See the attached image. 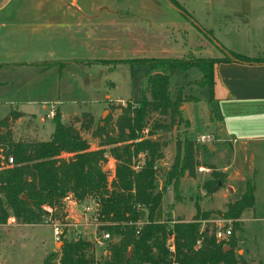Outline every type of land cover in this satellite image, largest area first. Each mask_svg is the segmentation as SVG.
<instances>
[{
	"label": "trees",
	"instance_id": "trees-1",
	"mask_svg": "<svg viewBox=\"0 0 264 264\" xmlns=\"http://www.w3.org/2000/svg\"><path fill=\"white\" fill-rule=\"evenodd\" d=\"M169 1L178 5L175 0ZM228 62L253 64L263 63L264 59L224 51L220 59L135 58L113 62L131 68L146 67L140 102L117 106L120 114L113 125L112 117L108 116L96 128L90 113L74 116L64 124L56 110L52 118L54 130L48 141L14 140L12 127L22 114L10 112L0 120V155L13 158V166L4 169L0 159V225L6 224L10 217L25 225H36L42 220V206L56 207L59 214L63 198L71 195L77 201L93 199L97 203L95 217L102 223L101 230L116 237L117 242L109 244L106 258L96 260L93 245L87 240L63 239L59 253H52L43 264H250L230 245L234 236L227 243L217 241L214 231L202 228V223L214 214L235 222L244 211L254 210L252 182H247L246 191L228 203L224 212H201L196 206V214L189 222L162 218L167 189L171 187L179 200L181 179L186 171L194 176L197 165L190 156L187 138L190 124L181 110L185 103L197 99L184 96L183 87H177L172 98L171 75L174 71L186 74L197 69L201 73L197 85L208 87L211 103L214 67ZM153 113L164 120L149 124L148 117ZM181 126L185 128L184 140L176 139L175 158L163 171L160 187L157 163L163 159L167 145L162 135ZM84 135L99 140L98 148L91 149ZM140 156L144 158L142 164ZM110 159L115 162L113 172L108 165ZM211 169L212 178L204 183L208 193L212 187H223L226 181L223 173ZM171 238L172 254L167 248ZM225 246L230 248L225 250ZM129 252L131 257L127 258Z\"/></svg>",
	"mask_w": 264,
	"mask_h": 264
},
{
	"label": "rangeland",
	"instance_id": "rangeland-1",
	"mask_svg": "<svg viewBox=\"0 0 264 264\" xmlns=\"http://www.w3.org/2000/svg\"><path fill=\"white\" fill-rule=\"evenodd\" d=\"M175 1L178 5H173L169 0H0V18H86L87 38L81 43L79 52L76 53L77 56L61 52L67 47V43L64 41L66 36L62 32L57 34L60 37L59 41H49L51 45L46 44L47 37L39 41L35 39V43L29 50V56L47 62L72 57L88 59L98 57L110 62H118L144 57V52L147 53L144 50L146 47L149 48L148 52L151 56L171 59H203L208 58L206 53L208 50L204 52L202 48L206 46L209 33L201 28L197 30L191 21L192 18H200L202 21L206 18H212L213 21V18H257L264 21V0ZM14 37L17 38L18 42L24 41L22 35ZM51 38L56 40L53 36ZM258 40L264 42L262 38H258ZM14 46L16 45L12 42L6 45L9 48H14ZM23 46L25 45H21V52ZM243 48L247 51L246 53H251L248 48ZM152 58L160 59L157 57ZM114 65L112 63L111 66ZM115 67L114 71H108L107 66L90 68V71H96L98 74L94 86L99 91L98 96L104 98L107 93L111 100H115L106 101L99 111V108L95 107V111H98V113L95 117L94 128L108 116L112 117V126L120 114L117 106L126 105L127 102L134 104L140 102V98L134 97L140 96V87L145 79L144 72L146 68L138 67L135 71H132L127 64H116ZM196 72L197 74L200 73L197 69L189 72L190 77L188 79H195ZM176 73L178 75H173L170 78L172 98H174L176 87H179L185 81L180 72L176 71ZM57 76L56 71L55 91L48 93L49 97L55 96L57 88L64 89L63 83L60 85L57 82ZM50 79L49 75V81L52 83ZM69 82L74 83L71 82V78H69ZM108 82H113L115 87L109 88L106 84ZM198 82L197 79L195 82L188 83V85L197 84ZM93 92L90 91L88 95L92 98H98ZM183 94L191 96L184 88ZM192 94L204 99V97H208V90L199 87ZM73 97L78 96H71L69 99ZM87 100V102L90 101ZM203 102L202 100L201 104L192 105L193 110L191 109V113L193 116L191 117L194 120V131L191 136L193 139L201 136L206 131L199 120V116H202L200 112ZM51 105L48 104V109H51ZM88 105L87 108H83L81 111H88ZM104 112L107 113L103 118ZM156 120H164V118L154 113L148 117L149 124ZM26 122L28 121H25L27 125ZM47 125L50 128L51 122L49 119ZM184 129V126H181L178 130L174 129L172 132L162 135L167 145L163 149V159L157 163L158 186L160 187L164 177L163 171L167 170L174 161L176 139H180L182 142L184 140ZM16 130L14 140L19 139L20 130ZM84 138L89 142L91 149L98 148L99 140L93 139L89 135H84ZM20 139L30 140L22 137ZM188 140L192 162H197L194 167V176H189L186 171L187 179L181 187L183 191L180 192L181 197L179 200H176L171 187L167 189L162 203L163 220L170 218L173 221L180 219L189 222L196 214V206L199 207L201 212L226 211L227 203H223L222 198L216 197L219 189L212 187L211 192L208 193L204 188V183L212 178V169L210 168L209 172L206 170L203 173H200L199 170L200 164L207 168L211 163L210 153L212 149L205 146L200 148L195 141L190 140V138ZM210 144H214V142ZM138 160L139 164H142L144 161L143 156H140ZM108 165L113 172L115 162L110 159ZM214 169L216 168L214 167ZM257 186L255 213L253 210L244 211L240 219L235 222L222 220L214 214L209 221L202 223V228L208 227L210 231L214 232L217 228L230 229L232 232L230 237L223 242L227 243L231 236H234L233 243L230 245L239 257L250 264H264V179ZM225 188H227L226 185L221 187L223 193L226 194L228 203L234 202L238 196L232 188H230L231 191H225ZM178 202H181V204L178 206L177 211L181 215L173 216L171 212L173 205ZM192 211L195 212L194 215L189 216ZM71 215L79 222L77 230L81 232V237H84L91 244L95 242V239L101 238L103 230L100 226L102 223L95 215L81 216L78 209H75ZM74 233L75 228L70 227L69 231H66L65 240H74L76 238ZM114 242H117V238L110 236L106 244V255L103 254V251L96 250L92 244V253L95 259L102 260L106 258L108 256V246ZM61 244L62 242H54L51 230L43 220L36 225H25L15 219V222L0 225V264H43L44 260L52 253H59ZM229 248V246H225V250Z\"/></svg>",
	"mask_w": 264,
	"mask_h": 264
},
{
	"label": "crops",
	"instance_id": "crops-1",
	"mask_svg": "<svg viewBox=\"0 0 264 264\" xmlns=\"http://www.w3.org/2000/svg\"><path fill=\"white\" fill-rule=\"evenodd\" d=\"M213 19L214 21L212 18H206L203 21L200 18L191 20L197 30L201 28L209 33L206 46L202 48L204 52L208 50L206 52L208 58L220 59L224 57V51H231L244 56L248 55L247 57L250 58L264 59L262 56L264 55V42L258 40V38L264 39V21L257 18ZM86 24V18H0V120L12 111L22 114V117L17 119L12 127L13 139L16 129H19L21 135L19 134L17 140L39 142L50 140L54 125L52 119L47 117L50 111L48 104H52L51 107L54 106L60 113L62 122L68 124L72 117L82 113H90L95 118L106 101H115L111 100L107 93L104 98L98 96L99 91L94 88L98 74L96 71H90L92 67L103 66H107L108 71H114L116 67L111 66L113 62L98 57L91 59L72 57L47 62L29 56V50L35 43V39L39 41L47 37L46 44L51 45L50 40L59 41L58 32L66 36L64 41L67 47L61 52L77 56L76 53L79 52L81 43L87 38ZM16 35L24 36V41L18 42L14 37ZM51 36L56 40H52ZM9 42L15 43L16 46L6 47ZM19 43L25 45L22 47V52ZM242 46L248 48L251 53H246L247 51ZM144 50L147 53L144 52L142 58H163L151 56L148 47ZM138 67L143 66L130 68L135 71ZM193 70L196 69H191L189 72ZM56 71L57 82L60 85L63 83L64 89L57 88L55 96L49 97L48 93L55 91ZM189 72L181 73L185 81L179 86L197 99L196 102H187L182 107L183 118L190 124L187 137L192 141L198 138L193 139L191 136L194 131L191 109L193 110L192 105H199L203 100L200 112L202 116H199V120L206 131L202 135H210L214 138V144L202 145L195 142L200 148L205 146L212 149L210 153L212 161L207 168L200 164V173L206 170L209 172L211 167H215L216 171L226 176L225 191H230L232 188L236 196L246 191L247 182H252L256 199L257 184L264 179V62L216 64L211 103L208 87H202L208 90V97L204 99L192 94L200 86L188 85V83L195 82L197 79L200 81L201 74L196 72L195 79L192 80L188 79ZM145 74L146 71L144 76ZM49 75L52 83L49 81ZM173 75L178 74L174 71L171 77ZM69 78L74 83H70ZM106 84L109 88L115 87L113 82ZM90 91H94L93 93L98 98L90 97L88 95ZM175 92L176 90L174 96ZM75 95L78 97L69 99ZM63 97L65 99H62ZM134 98L138 99L140 96ZM87 99L90 101L87 102ZM87 105L89 106L88 111H81L87 108ZM95 107L99 108L98 111H95ZM48 119L51 122L50 128L47 125ZM25 121H28L27 125ZM21 137L30 140L20 139ZM186 179L187 174L181 179L180 192ZM216 197L222 198L223 203L228 204L223 189L219 188ZM180 204L181 202H178L173 205L171 211L173 216L181 215L177 211ZM253 211L255 213V207ZM194 213L192 211L189 216H193Z\"/></svg>",
	"mask_w": 264,
	"mask_h": 264
},
{
	"label": "built area",
	"instance_id": "built-area-1",
	"mask_svg": "<svg viewBox=\"0 0 264 264\" xmlns=\"http://www.w3.org/2000/svg\"><path fill=\"white\" fill-rule=\"evenodd\" d=\"M56 109L54 106L51 107L50 111L47 114V117L52 119L54 116ZM214 141L213 136L210 135H202L196 138L195 142L197 144L207 145ZM1 159V169L4 168H10L13 166V158L7 157L4 158L2 155H0ZM110 167V166H109ZM62 212L58 214V210L56 207L52 206H42V220L44 223L50 228L53 240L55 243H61L63 239L66 238V231H69L70 227L75 228L74 235L76 238L74 240L83 239L84 237H81V232L77 230V227L79 225L78 220L74 216L71 215L75 209H78V212L81 214V216H88V215H95L97 211V203L93 199L83 200V201H77L74 199L71 195L66 196L62 200ZM15 222L14 217L8 218L6 223ZM231 230H223L221 228H217L214 232V237L217 241H224L227 240L231 235ZM110 238L109 233L103 232L100 239H95V242L92 243L96 250L103 251V254L106 255L107 253V240ZM200 242L198 241L197 244ZM167 248L170 254L174 253V243L173 239H169L167 242Z\"/></svg>",
	"mask_w": 264,
	"mask_h": 264
},
{
	"label": "water",
	"instance_id": "water-1",
	"mask_svg": "<svg viewBox=\"0 0 264 264\" xmlns=\"http://www.w3.org/2000/svg\"><path fill=\"white\" fill-rule=\"evenodd\" d=\"M107 112H104V114H103V118H104V116H105V114H106ZM231 191V190H230ZM24 199H25V197H23ZM131 257V252H129L128 254H127V258H130Z\"/></svg>",
	"mask_w": 264,
	"mask_h": 264
}]
</instances>
